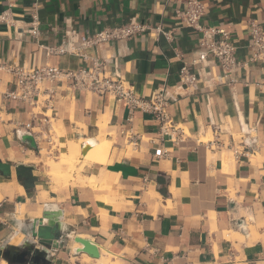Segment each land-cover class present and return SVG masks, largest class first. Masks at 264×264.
I'll return each mask as SVG.
<instances>
[{"label": "crops", "instance_id": "obj_1", "mask_svg": "<svg viewBox=\"0 0 264 264\" xmlns=\"http://www.w3.org/2000/svg\"><path fill=\"white\" fill-rule=\"evenodd\" d=\"M185 1L0 0V15L8 13L7 22L0 21V63L7 66L0 71V160L12 165L11 176L0 173V264L6 260L3 250L20 251L29 238L35 242L24 229L42 218L47 204L62 210L63 227L59 246L47 249L48 264H110L111 255L119 264H264V62L251 60L248 31L253 20L264 28V0H200L207 7L202 25L230 32L241 67L232 82L222 84L218 63L198 66L195 88L179 77L184 62L200 49L202 35L177 16V10L186 9ZM35 12L38 35L31 33ZM131 18L153 27L162 24L169 36L148 31L88 48L87 54L103 59L143 97L166 88L169 113L186 133L183 141L163 146L153 114L137 110L131 118L125 103L77 90L66 80L47 85L50 100L42 96L34 107L6 99L16 82L9 66H89L77 54L48 56L45 47L61 45L68 31L74 30L79 41ZM52 121L68 136L81 125L84 141L104 134L110 149L116 135L121 143L129 141L132 152L120 162L136 173L124 176L100 166L87 175L89 181L78 177L75 184L56 188L54 182L42 190L34 181L28 192L16 174V166L24 163L17 157L25 147L40 148V136L50 134ZM97 128V136L84 135ZM24 133L34 137L35 147L22 139ZM162 147L169 153L156 157ZM81 152L82 167L109 165ZM78 159L58 164L66 171ZM21 203L24 217L16 210ZM18 233L22 241L13 243ZM79 237L94 243L105 261L79 252Z\"/></svg>", "mask_w": 264, "mask_h": 264}, {"label": "built area", "instance_id": "obj_2", "mask_svg": "<svg viewBox=\"0 0 264 264\" xmlns=\"http://www.w3.org/2000/svg\"><path fill=\"white\" fill-rule=\"evenodd\" d=\"M36 4L37 0H32ZM187 7L184 11L177 10L187 26L198 30L202 35L199 39L200 49L193 55L190 61L184 62L179 71L181 82L188 88H195L200 76L198 66L204 67L212 62L218 63L222 75L218 78L222 84L232 82V77L240 69L236 46L230 32L222 26L206 27L201 19L206 15L207 7L200 0H186ZM8 13L0 15L1 22H7ZM39 21L37 12L33 14V27L31 33L39 34ZM151 31L157 35L164 31L162 24L153 27L131 18L128 22L106 27L92 36L82 35L79 41H75V31L67 32V39L59 46H46L48 56L56 54H77L90 61L89 66L78 69H62L57 66L46 64L28 68L25 66H9L8 70L14 75L16 82L12 90L6 93V99L27 104L31 107L40 102L45 96V101L50 100L51 88L47 85L56 84L64 80L74 88L83 92H91L100 97H114L117 103H125L129 108L130 117L137 110L153 114L159 122V139L164 146L166 143L176 144L183 141L186 133L183 128L176 124L169 113L171 96L166 88H159L151 97H143L135 86L123 80L119 74L109 71L106 62L98 56H89L87 49L101 47L113 41L126 40L136 35ZM249 36L253 49L252 61L264 62V28L256 20L251 21ZM7 66L0 63V71ZM210 74V73H209ZM130 118V119H131ZM169 148V147H166ZM166 148L156 149L155 156H166L169 151Z\"/></svg>", "mask_w": 264, "mask_h": 264}, {"label": "water", "instance_id": "obj_3", "mask_svg": "<svg viewBox=\"0 0 264 264\" xmlns=\"http://www.w3.org/2000/svg\"><path fill=\"white\" fill-rule=\"evenodd\" d=\"M24 141L30 143L31 146L35 147L34 137L30 133H24L22 136ZM88 146L84 147L82 152L86 153ZM110 170L121 171L124 176L134 175L135 169L128 166L126 163H116L109 166ZM25 171L32 172V167L24 164L16 166V174L18 177ZM0 173L4 176H11L12 165L9 162H3L0 160ZM29 184L34 185V181L24 183V186ZM62 210L51 205H45L42 218L34 219L30 226L24 229V233L31 237L35 242H29L25 240L24 247L19 251L16 247L8 248L3 250V256L8 260L9 264H48L50 263L47 259L48 250L51 247L59 246L60 237L63 235V227L61 223ZM77 242H80L83 246L79 248V252H86L94 258H100L101 254L98 247L91 241L83 238H77ZM36 243L40 244L41 247L36 246ZM14 250L15 252L13 253Z\"/></svg>", "mask_w": 264, "mask_h": 264}, {"label": "rangeland", "instance_id": "obj_4", "mask_svg": "<svg viewBox=\"0 0 264 264\" xmlns=\"http://www.w3.org/2000/svg\"><path fill=\"white\" fill-rule=\"evenodd\" d=\"M61 129L63 130V134L60 132ZM80 129L82 130L81 125H79L78 128H75L74 135L68 136L63 126L62 128H60L59 124H56L54 121H52V128H51L50 134L46 132V133H42V136H40V139H39L40 144H41L40 148L36 149L35 151H30L29 149H27V147L24 148L25 152L20 150L19 152L20 157H17L18 158L17 162H24L23 163L24 165L32 167L33 169L32 174H36L35 176L31 175L32 180L38 181V183H40L39 186L42 185L39 187L40 190L52 188L54 186V182L57 183L62 180L59 177L48 175L50 166L48 165L47 162L51 160L53 161V163L60 162L62 160L61 155L63 152H66L68 150L69 144L71 142H74V143L79 142V139L81 137L80 135L83 133V131H81ZM107 130L115 131V129H111L110 127H108ZM98 133H99V128H97V130H94L91 134H87V132H85L84 135L85 136H97ZM106 147H107L106 150L107 149L108 150L106 152V160L103 163L109 162V160L112 159L110 165L92 164V165H84V167H82L83 166V162L81 160L82 158H79L78 161L76 162V166H75L76 168H75V171L73 173V176L70 182L74 183L76 180H78V177L89 181L90 179H88L87 175L90 173V171H93L94 169L100 166L105 167V166H112L116 163H122L120 162V160H123V158L127 156V152L129 150H131L132 152L134 145L131 144L129 141H126V143H121L120 140H118V136L116 135V139L112 140L111 142V149L108 148L107 145ZM118 147H123V148L126 147L127 149L119 150ZM113 149L115 152L113 151ZM120 152L123 154H121ZM81 154L83 155V152H81ZM120 155H122V157ZM119 156L120 158H118ZM20 180L23 183L24 179L22 177L20 178ZM56 183L55 185H57ZM33 189H34V186H31V190Z\"/></svg>", "mask_w": 264, "mask_h": 264}, {"label": "bare ground", "instance_id": "obj_5", "mask_svg": "<svg viewBox=\"0 0 264 264\" xmlns=\"http://www.w3.org/2000/svg\"><path fill=\"white\" fill-rule=\"evenodd\" d=\"M102 119V118H101ZM76 122V121H75ZM104 122V121H103ZM106 123H109V120L106 122ZM97 125H99L100 127H104L105 124L102 123L101 120L97 121L96 123ZM54 126V125H53ZM58 126V125H57ZM84 127V126H83ZM60 128H62V126L60 125ZM81 130V129H80ZM79 131V130H78ZM77 131V132H78ZM82 131V130H81ZM59 132V131H58ZM62 134H63V130L61 129L60 131ZM83 134V133H82ZM82 134L80 135V139H79V142L78 143H74V142H71L68 146V150L66 152H63L62 155H61V158L62 159H67V160H73L74 158L75 159H78L77 157L80 155V152H81V147H82V150L84 147L88 146V150L86 151V153L84 154H89L91 156V159L92 160H96V161H99V162H104L106 160V146H105V140L103 138V135L100 134L97 138H89L88 140L84 141V138L82 136ZM61 136V135H60ZM56 142V141H55ZM61 142V141H60ZM58 143V142H57ZM99 143H102L104 145V148L101 146V144ZM59 144V143H58ZM57 146V145H56ZM109 146V145H108ZM111 147V146H110ZM109 148V147H108ZM45 150V149H44ZM122 150V149H121ZM114 151V149H113ZM112 151V152H113ZM44 152V151H43ZM115 152V151H114ZM121 153V152H120ZM131 153V150H129L127 152V156H129ZM45 154V153H44ZM83 154V156H84ZM123 154V153H121ZM115 155V154H114ZM122 157V155H120ZM120 156L118 158H120ZM111 160H109V165L111 164ZM76 161V160H75ZM48 165L50 166V169L48 171V175H51V176H56V177H59L61 178L62 180L59 181L58 183H56V188L57 187H64V186H67L68 183H70V180L72 179V176H73V173L75 171V167L74 166H70L68 170L66 171H63L60 167H59V164L58 163H53V161H48L47 162ZM67 167V166H66ZM65 168V167H64ZM92 186H94V188L97 186L95 184V182H91ZM20 190L22 192L25 191V188L23 185H20ZM108 190H110V188H108ZM19 194V193H18ZM25 197V196H24ZM20 198V197H19ZM18 198V199H19ZM21 199V198H20ZM19 199V200H20ZM25 199V198H24ZM104 200V199H102ZM23 201V200H22ZM17 210L18 212L22 213L23 214V217L25 216L26 214V211H25V205L23 203L21 204H18L17 205ZM33 213V212H31ZM18 216V215H17ZM19 218V216H18ZM79 238H83V237H79ZM23 239V235L21 233H18L17 235H14V239H12L13 243H19L21 242ZM84 239V238H83ZM76 244V243H75ZM78 244V243H77ZM80 244V242H79ZM81 245V244H80ZM83 246V245H82ZM82 248V247H80ZM108 260L110 261V264H119V262L117 261H113L112 259V255L108 258ZM105 259L102 257L98 258V262H104ZM1 264H8V262L6 260H3Z\"/></svg>", "mask_w": 264, "mask_h": 264}, {"label": "flooded vegetation", "instance_id": "obj_6", "mask_svg": "<svg viewBox=\"0 0 264 264\" xmlns=\"http://www.w3.org/2000/svg\"><path fill=\"white\" fill-rule=\"evenodd\" d=\"M23 178L24 179V181H28V182H32L33 180H32V176H31V173L30 172H28V171H25V172H23L22 174H21V176H20V178Z\"/></svg>", "mask_w": 264, "mask_h": 264}, {"label": "trees", "instance_id": "obj_7", "mask_svg": "<svg viewBox=\"0 0 264 264\" xmlns=\"http://www.w3.org/2000/svg\"><path fill=\"white\" fill-rule=\"evenodd\" d=\"M24 183H25V181H23V184H24ZM30 188H31L30 185L26 186V189H27L28 192H31V191H30Z\"/></svg>", "mask_w": 264, "mask_h": 264}]
</instances>
